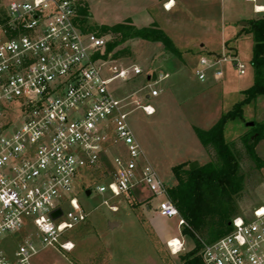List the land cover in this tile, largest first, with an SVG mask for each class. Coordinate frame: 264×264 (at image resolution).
I'll list each match as a JSON object with an SVG mask.
<instances>
[{
  "label": "built area",
  "instance_id": "obj_1",
  "mask_svg": "<svg viewBox=\"0 0 264 264\" xmlns=\"http://www.w3.org/2000/svg\"><path fill=\"white\" fill-rule=\"evenodd\" d=\"M78 1L10 0L0 16V264H32L35 238L73 250L72 241L61 242L63 234L87 218L76 182L83 169L109 159V181L97 190L108 194L103 202L112 211L118 210L112 199L136 200L144 194L142 202L158 199V215L178 217L180 227L188 226L169 196L171 184L137 142L124 98L111 88L115 80L128 79L130 70L134 75L144 70L104 66L107 39L78 24ZM260 7L254 5L264 12ZM227 59L201 55L198 78L205 81L207 69ZM232 61L240 74L246 73L243 62ZM167 77L160 74L156 80ZM222 77L216 68L214 78ZM148 86L150 98L159 95ZM137 104L148 114L155 112L149 103ZM57 208L63 212L53 219ZM231 224L227 234L201 241L202 264H264V205ZM176 239L178 251L168 241L172 253L184 246Z\"/></svg>",
  "mask_w": 264,
  "mask_h": 264
},
{
  "label": "rangeland",
  "instance_id": "obj_2",
  "mask_svg": "<svg viewBox=\"0 0 264 264\" xmlns=\"http://www.w3.org/2000/svg\"><path fill=\"white\" fill-rule=\"evenodd\" d=\"M9 1L0 0L1 15L7 11ZM80 1L88 5L87 23L91 26L113 25L128 19L138 27L156 24L183 52L182 56L170 55L160 42L142 38L130 39L107 54L104 49L105 67L111 64L119 69L133 65L143 68L140 75L130 70L128 79L115 80L111 88L117 97L124 98L129 125L146 159L172 185L175 165L194 160L201 165L211 158L194 128L211 127L223 113L242 101L243 91L254 84L251 62L254 39L242 29L248 25L246 22L263 16L264 13L254 12V5L264 4V0H174L171 9L166 8L169 0ZM92 32L100 34L99 30ZM103 36L107 42L111 40V35ZM209 52H216L218 57L227 55L228 59L209 67L206 71L209 76L202 81L196 74L199 56ZM233 58L246 65L245 74H240ZM216 68L223 71L220 80H214ZM167 73L164 80H156ZM148 74L152 75L151 81L147 80ZM149 83L160 93L146 99V93L151 91ZM138 100L152 105L155 112L148 114L137 104ZM254 120L264 121L263 97L245 105L244 119L231 120L225 127V137L234 142L245 176L244 190L236 200L232 219L250 216L255 208L264 205V166L256 165L241 140ZM120 148L126 151L125 145L120 144ZM257 152L264 159V140L257 145ZM109 160L80 172L75 193L87 218L67 230L61 240L72 241L73 250L65 251L35 238L37 252L32 264H179L181 255L194 248L195 239L182 233L178 217H164L155 212L158 199L142 202L144 194L136 200L117 197L111 201L118 206L117 211L104 204L108 194L98 192L97 187L109 181ZM88 189L92 191L89 196ZM63 207L68 208L65 204ZM110 222H118V226L111 228ZM196 236L206 241L204 234L196 232ZM172 238L183 242L177 253H172L168 246Z\"/></svg>",
  "mask_w": 264,
  "mask_h": 264
},
{
  "label": "trees",
  "instance_id": "obj_3",
  "mask_svg": "<svg viewBox=\"0 0 264 264\" xmlns=\"http://www.w3.org/2000/svg\"><path fill=\"white\" fill-rule=\"evenodd\" d=\"M77 13V22L84 31L99 30L101 36L111 35V40L106 44V54L130 39L142 38L160 42L170 55L182 56L173 39L156 24L138 27L128 19L113 25L94 27L87 23L90 16L88 5L80 0ZM242 32L251 34L254 39L251 60L254 84L243 91L244 99L223 113L211 127L194 128L211 155L210 160L196 168H191L190 162L173 167L175 183L168 189L169 196L187 222L188 226L183 227L182 233L195 239L194 248L181 255L179 264H202V243L196 232L204 234L207 242L227 234L232 228L230 222L235 214L236 200L244 190L245 176L241 172L238 150L233 141L226 139L225 127L231 120L244 119L246 104L258 97L264 98V15L250 20ZM251 126V130L241 135V140L250 158L258 167H263L264 159L258 154L257 145L264 140V121L254 120Z\"/></svg>",
  "mask_w": 264,
  "mask_h": 264
},
{
  "label": "water",
  "instance_id": "obj_4",
  "mask_svg": "<svg viewBox=\"0 0 264 264\" xmlns=\"http://www.w3.org/2000/svg\"><path fill=\"white\" fill-rule=\"evenodd\" d=\"M245 24H248L247 22L245 23ZM251 124H253V122H251ZM199 166V162L198 161H196V160H194V161H192L191 163H190V167L191 168H196V167H198ZM92 194V191L90 190V189H88L87 191H86V195H91ZM62 209L61 208H57V209H55V210H53L52 212H51V217L53 218V219H56V218H58L61 214H62ZM230 224H231V222H230ZM109 225H110V227L111 228H114V227H116V226H118V222H110L109 223Z\"/></svg>",
  "mask_w": 264,
  "mask_h": 264
},
{
  "label": "bare ground",
  "instance_id": "obj_5",
  "mask_svg": "<svg viewBox=\"0 0 264 264\" xmlns=\"http://www.w3.org/2000/svg\"><path fill=\"white\" fill-rule=\"evenodd\" d=\"M175 5V2H174V0L173 1H171V2H168L167 3V5H166V7L168 8V9H171L173 6ZM259 9H264V7H260ZM179 242H178V240L176 239V238H172L171 239V245L175 248V250L176 251H178V249H179V244H178Z\"/></svg>",
  "mask_w": 264,
  "mask_h": 264
},
{
  "label": "crops",
  "instance_id": "obj_6",
  "mask_svg": "<svg viewBox=\"0 0 264 264\" xmlns=\"http://www.w3.org/2000/svg\"><path fill=\"white\" fill-rule=\"evenodd\" d=\"M171 1H173V0H169V2H171ZM175 2V1H174ZM168 3V2H167ZM167 5V4H166ZM257 6H264V4H256ZM167 8V7H166ZM168 9V8H167ZM254 12L255 13H264V12H257L255 9H254ZM264 15V14H263ZM135 21V20H134ZM181 51V50H180ZM181 53H182V55H183V52L181 51ZM216 53V52H215ZM215 53L214 52H209L208 54H200V56L201 55H205V56H208V57H210L211 55H215ZM167 54V53H166ZM200 56H199V58H200ZM216 56V55H215ZM168 74V73H167ZM208 76H209V74H208ZM208 76H207V78H208ZM164 80V79H163ZM207 80V79H206ZM214 80H220V79H215L214 78ZM145 98L146 99H148V98H150L149 97V95H148V93H146V95H145ZM191 160V159H190ZM155 263V262H154ZM153 264V263H152Z\"/></svg>",
  "mask_w": 264,
  "mask_h": 264
}]
</instances>
